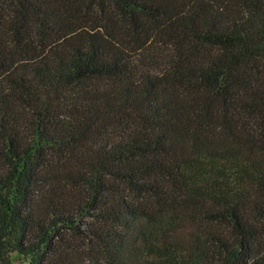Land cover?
<instances>
[{"label":"trees","instance_id":"trees-1","mask_svg":"<svg viewBox=\"0 0 264 264\" xmlns=\"http://www.w3.org/2000/svg\"><path fill=\"white\" fill-rule=\"evenodd\" d=\"M264 264V0H0V264Z\"/></svg>","mask_w":264,"mask_h":264},{"label":"rangeland","instance_id":"rangeland-1","mask_svg":"<svg viewBox=\"0 0 264 264\" xmlns=\"http://www.w3.org/2000/svg\"><path fill=\"white\" fill-rule=\"evenodd\" d=\"M14 263L15 264H30L28 261H26L24 258H21L20 256L14 257Z\"/></svg>","mask_w":264,"mask_h":264}]
</instances>
